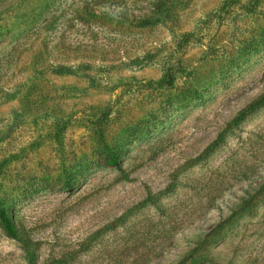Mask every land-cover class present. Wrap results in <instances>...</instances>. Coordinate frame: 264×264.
<instances>
[{
    "label": "rangeland",
    "instance_id": "obj_1",
    "mask_svg": "<svg viewBox=\"0 0 264 264\" xmlns=\"http://www.w3.org/2000/svg\"><path fill=\"white\" fill-rule=\"evenodd\" d=\"M155 2L0 0V195L34 264H264V107L232 123L264 94V0L141 27ZM0 264H28L1 229Z\"/></svg>",
    "mask_w": 264,
    "mask_h": 264
},
{
    "label": "trees",
    "instance_id": "obj_2",
    "mask_svg": "<svg viewBox=\"0 0 264 264\" xmlns=\"http://www.w3.org/2000/svg\"><path fill=\"white\" fill-rule=\"evenodd\" d=\"M153 7H154L153 12H151V14L148 17L140 20L139 23L141 27H152L171 18L170 15L171 8L168 7L167 0H156ZM161 84L166 85V87H170L173 85V77L171 76L170 73H167L165 75V78L162 80ZM263 107H264V94L255 101H253L244 110L239 112L236 115V117L233 119L232 123L235 126L241 125L246 121V119L250 115H252L253 113H255L256 111H258ZM95 135L103 153L100 165L105 167H114L116 169H120V163H121V158L123 156L124 147L118 145L117 146L109 145L106 142L104 138V133L100 128L95 130ZM210 153L211 152L208 151L207 155ZM88 170L89 168H87L84 171L77 172L74 171V169H72L71 171L66 172L63 181L61 182L62 183L61 187L66 190H71L74 187L75 183L78 181V179H80V177H82L83 174ZM123 177L127 179V177L124 174ZM13 206L14 204H11L9 200L2 198V196L0 195V229L2 230L5 236L19 242L22 245L25 251L27 263L34 264L36 258L35 249H34L35 244L29 238L25 230H23L18 226L14 218Z\"/></svg>",
    "mask_w": 264,
    "mask_h": 264
}]
</instances>
